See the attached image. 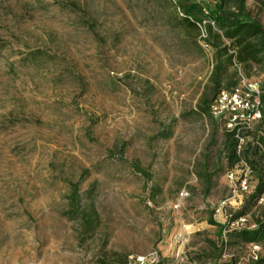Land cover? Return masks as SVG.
Segmentation results:
<instances>
[{"label":"rangeland","instance_id":"374dc122","mask_svg":"<svg viewBox=\"0 0 264 264\" xmlns=\"http://www.w3.org/2000/svg\"><path fill=\"white\" fill-rule=\"evenodd\" d=\"M246 6L264 24V0ZM181 17L174 0H0V264L251 262L212 222L240 200L226 121L200 106L214 50Z\"/></svg>","mask_w":264,"mask_h":264},{"label":"trees","instance_id":"16d2710c","mask_svg":"<svg viewBox=\"0 0 264 264\" xmlns=\"http://www.w3.org/2000/svg\"><path fill=\"white\" fill-rule=\"evenodd\" d=\"M176 8L182 15L181 23L184 28L198 32L204 45L214 50V64L210 80L213 84L214 99L226 90H232L239 84V71L253 66L264 70V24L252 17L246 6V0H174ZM202 32V33H201ZM232 71V78L228 71ZM226 81V89L223 83ZM214 99L204 97L201 101V110L210 113V105ZM264 107V88L261 93ZM212 116V115H211ZM245 139L239 151V137L236 130L226 131L225 148L230 166L233 168L241 158L248 161L254 168V178L257 187L252 193L247 194L242 203L234 205L235 210H230L232 218L251 214V221L256 224L252 230H236L229 233L241 246L252 247L264 242V212L259 208V200L264 196V116L254 124L252 129L240 133ZM244 194V195H245ZM252 201L251 205H247ZM219 226L222 243V230L226 224L212 221ZM222 245H224L222 243ZM127 259V258H126ZM115 262L109 264H124ZM163 263V259L159 264ZM236 264V263H235ZM249 264H264V256Z\"/></svg>","mask_w":264,"mask_h":264},{"label":"built area","instance_id":"2783aa9c","mask_svg":"<svg viewBox=\"0 0 264 264\" xmlns=\"http://www.w3.org/2000/svg\"><path fill=\"white\" fill-rule=\"evenodd\" d=\"M210 48L208 45H204ZM262 90L258 85L251 83L242 73L239 74V84L232 90L222 91L212 101L210 113L216 119H225L228 130H236L239 137V153L245 143V139L240 137V133L252 129L254 124L259 122L264 116V107L261 101ZM254 176V168L245 159L239 162L229 171L228 178L232 184L233 197L239 196V202L226 199L215 208V214L222 217V223L226 224L222 230V243H228L229 233L236 230H252L256 224L251 221V214L241 215L232 218L230 208L242 203L245 193H252L255 189L250 185ZM181 196L187 195L184 191ZM241 197V198H240ZM259 204H264V196L259 200ZM260 258V245L251 247L250 261H257ZM181 258L179 261H182ZM162 261L160 253L154 252L147 256L129 255L124 264H159ZM89 264V263H85ZM236 264H247L239 260Z\"/></svg>","mask_w":264,"mask_h":264}]
</instances>
